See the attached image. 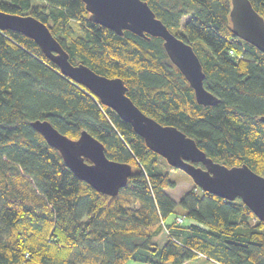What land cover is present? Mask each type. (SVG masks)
<instances>
[{
	"label": "trees",
	"instance_id": "16d2710c",
	"mask_svg": "<svg viewBox=\"0 0 264 264\" xmlns=\"http://www.w3.org/2000/svg\"><path fill=\"white\" fill-rule=\"evenodd\" d=\"M145 1L191 44L215 103L195 100L159 36L117 34L92 22L82 0H0V10L43 21L70 62L121 77L144 113L183 130L213 160L264 175V52L231 32L230 0ZM250 2L264 20V0ZM33 119L71 138L88 131L108 158L131 165L125 185L111 196L76 177ZM166 165L32 38L0 29V264H183L199 257L203 264H264V222L239 197L194 183L175 200L166 191L175 185ZM160 226L167 232L161 246L152 240Z\"/></svg>",
	"mask_w": 264,
	"mask_h": 264
},
{
	"label": "water",
	"instance_id": "95a60500",
	"mask_svg": "<svg viewBox=\"0 0 264 264\" xmlns=\"http://www.w3.org/2000/svg\"><path fill=\"white\" fill-rule=\"evenodd\" d=\"M82 1L92 22L117 34L127 29L146 38L145 33L159 36L170 61L193 88L195 100L204 105L217 101L216 96L203 86L204 72L191 44L170 31L145 0ZM228 14L231 32L264 52V20L250 0H230ZM0 29L18 31L32 38L63 75L86 87L102 104L112 108L144 139L146 146L172 168L185 172L203 191L229 200L239 197L264 222V175L245 163L227 166L213 160L183 130L172 124H162L144 113L126 93L127 86L121 77H109L83 63L70 62L68 53L49 27L33 15L0 10ZM258 118L264 121V115ZM30 125L59 151L63 162L76 177L95 190L112 196L125 185L131 165L108 158L103 144L85 129L76 138H71L47 119H33Z\"/></svg>",
	"mask_w": 264,
	"mask_h": 264
},
{
	"label": "rangeland",
	"instance_id": "374dc122",
	"mask_svg": "<svg viewBox=\"0 0 264 264\" xmlns=\"http://www.w3.org/2000/svg\"><path fill=\"white\" fill-rule=\"evenodd\" d=\"M161 163L163 164V162ZM165 168L166 170H168L170 178H172L175 181V185L171 188H167L166 191L175 200H178L180 196L185 192V190L192 185L193 181L185 172H183L180 169L172 168L167 165L165 166ZM166 237H167V232L163 226H160L157 231L152 233V240L156 242L159 246L162 245ZM139 250L145 253L149 252L147 249H144V248H140ZM157 257L158 255L155 254L154 258H157ZM123 264H156V263H149L141 259L128 258L124 261ZM183 264H203V263H202V258L199 257L194 260H188L184 262Z\"/></svg>",
	"mask_w": 264,
	"mask_h": 264
},
{
	"label": "built area",
	"instance_id": "2783aa9c",
	"mask_svg": "<svg viewBox=\"0 0 264 264\" xmlns=\"http://www.w3.org/2000/svg\"><path fill=\"white\" fill-rule=\"evenodd\" d=\"M173 220H174L176 223L180 224V223L183 222V216H181V215H177V216L174 217Z\"/></svg>",
	"mask_w": 264,
	"mask_h": 264
}]
</instances>
